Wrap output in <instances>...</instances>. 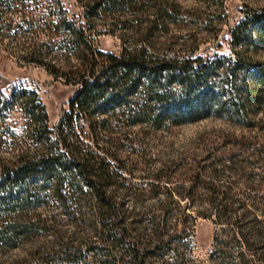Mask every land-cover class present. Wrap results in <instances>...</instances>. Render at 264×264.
Wrapping results in <instances>:
<instances>
[{
	"label": "trees",
	"instance_id": "obj_1",
	"mask_svg": "<svg viewBox=\"0 0 264 264\" xmlns=\"http://www.w3.org/2000/svg\"><path fill=\"white\" fill-rule=\"evenodd\" d=\"M74 1L82 11L79 16L69 14L61 0H0V52L76 87L53 129L36 93L20 88L6 97L0 92V142L9 140L15 153L0 157V249L16 248L36 235L44 220L30 211L53 200L65 216L85 221L95 240L83 252L80 246L61 247L60 258L41 259V264H92L85 261L88 255L95 264H169L171 254L179 264L183 259L177 240L185 233H169L172 206L189 204L193 191L201 188L217 212L216 221L223 222L244 204L231 192V183L216 181L227 172L264 191V147L251 149L256 162L251 174L243 164L234 169L216 161L198 167L186 187L172 189L171 176L158 170L148 194L158 198L159 213L146 218L148 229L134 237L109 189L122 179L120 146L134 128L179 126L209 117L240 126L249 108H260L264 122V60L250 55L264 51V14L246 15L233 28L229 56L208 57L195 56L199 34L210 22L207 13L192 20L188 11L167 0ZM195 1L219 9L224 3ZM103 27L118 34L120 52L95 48ZM3 39L13 41L15 48L2 45ZM246 47L251 49L244 51ZM2 57L0 53V61ZM15 113L23 118L21 137L31 142L29 148L20 147L15 126L6 121ZM161 190L164 197L159 199ZM254 197L264 214V192ZM191 219L182 212L178 221ZM255 223L264 225V218ZM234 264L247 263L240 255Z\"/></svg>",
	"mask_w": 264,
	"mask_h": 264
},
{
	"label": "rangeland",
	"instance_id": "obj_2",
	"mask_svg": "<svg viewBox=\"0 0 264 264\" xmlns=\"http://www.w3.org/2000/svg\"><path fill=\"white\" fill-rule=\"evenodd\" d=\"M167 1L177 3L182 10L188 11L192 20H200L207 13L210 22L205 31L199 34L202 40L195 56H229L233 28L246 15L264 14V0H224L222 9L215 6L206 8L195 0ZM61 2L69 14H81L82 11L74 0ZM104 28L95 37V48L105 53L120 52L122 44L118 34L113 35ZM251 33L256 35L255 32ZM10 42L13 41L1 40L2 45L14 49V44ZM248 47L244 51L251 49ZM0 53L3 56L0 61V92L6 97L20 88L36 93L47 113L48 125L53 129L61 115L67 111L76 87L64 85L62 81L53 79L43 68L24 64L6 51ZM250 55L255 61L264 60L263 50ZM246 113L245 124L240 126L225 119L209 117L191 124L144 130L134 128L129 132L128 140L123 141L120 146L124 163L120 170L122 179H116V187L109 189L117 204L121 205V212L126 223L130 224L134 237H141L139 235L142 231L148 229L147 219L159 213L158 198H151L148 194L150 184H156L154 174L158 170L163 169L165 177L171 176L168 187L172 189L186 187L189 177L198 167L208 166L216 161L233 164L234 169H239L243 164L246 174L255 171L252 167L253 162L256 163L255 157L250 156V153L254 146L264 147V122L260 108H249ZM6 121L15 126L13 130L21 139L20 147L29 148L31 142L21 137L23 118L15 113ZM5 142H0V157L3 159L15 154L8 144L9 140L5 139ZM219 162L215 164L218 173L221 171ZM216 182L221 186L231 183L228 184L231 192L242 197L244 207L230 212L223 222H217V212L208 204L201 188L193 191L194 199L189 204L180 201L178 205H173L168 216L171 224L169 233L187 235L185 237L183 234L177 240L178 253L183 259L179 264H234L239 262L240 255H243L247 264H264V235L261 238L258 236L259 233H264V225L255 223V219L263 220L264 214L260 210V199L255 200L254 197L259 198L264 191H256L253 184L239 182L236 175L229 177L227 172ZM160 192L159 199H162L164 191ZM45 205L30 211L32 217L34 215L35 218L44 220L39 224L40 230L28 241L20 242L16 248L0 249L2 264H41V259L60 258L61 247L66 249L80 246L83 252L95 240L92 228L85 221L65 216L53 200ZM182 212L192 218L191 222L178 221ZM215 236L217 242H214ZM218 250L225 253V256H219ZM89 257L90 255L86 256V263L95 264ZM173 257V254L169 256V264H177Z\"/></svg>",
	"mask_w": 264,
	"mask_h": 264
}]
</instances>
